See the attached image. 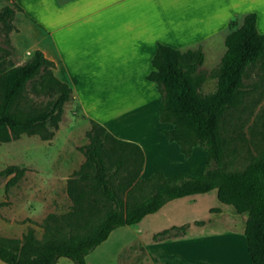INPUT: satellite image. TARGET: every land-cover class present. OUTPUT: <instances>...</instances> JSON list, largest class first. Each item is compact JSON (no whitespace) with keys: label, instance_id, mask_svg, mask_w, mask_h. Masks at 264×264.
I'll return each instance as SVG.
<instances>
[{"label":"trees","instance_id":"1","mask_svg":"<svg viewBox=\"0 0 264 264\" xmlns=\"http://www.w3.org/2000/svg\"><path fill=\"white\" fill-rule=\"evenodd\" d=\"M10 1L11 6L0 8V25H7L14 10H19ZM254 22L253 12L243 15L239 24L229 20L224 51L208 72L200 69L203 56L198 47L178 50L157 43L150 58L151 70L144 78L158 94L157 121L171 125L159 131L183 158L193 148H202L204 161L196 175L163 176L154 170L140 177L143 156L139 147L116 139L89 119L84 132L87 143L77 148L83 161L65 181L69 211L46 214L38 239L30 228L18 238L0 236V262L55 264L58 258H66L84 264V256L114 228L136 224L167 201L215 190L218 202L245 214L242 234L248 258L252 264H264V145L241 168H228L221 134L224 113L240 103L246 70L257 66L264 73V35L256 31ZM52 68V62L36 49L23 63L0 68V142L31 134L47 120L56 122L71 90L51 74ZM35 78L40 91L54 95L46 110L22 114L18 99L24 85ZM207 79L214 81V87L205 93L201 86ZM23 171L16 165L0 169V180L6 178L4 188L12 186ZM189 225L171 226L159 238L183 236Z\"/></svg>","mask_w":264,"mask_h":264},{"label":"crops","instance_id":"2","mask_svg":"<svg viewBox=\"0 0 264 264\" xmlns=\"http://www.w3.org/2000/svg\"><path fill=\"white\" fill-rule=\"evenodd\" d=\"M14 3L23 20L41 34L44 42L35 41L32 47L52 62L55 78L70 88L76 110L85 118L84 128L91 119L116 139L139 147L143 156L140 177L154 170L163 176L188 173L190 167L186 162L197 148L183 158L177 146L167 142L159 131L168 130L171 125L157 121L158 94L153 83L144 78L151 70L150 58L156 44L178 50L198 47L201 52L203 47L220 44L222 47L229 20L235 19L239 24L249 12L255 14L256 31L264 35V0H14ZM198 156L200 164L201 158L204 160L201 151ZM56 157H51L46 165H35L32 170L24 168L21 181L35 179L39 185L65 196V181L72 162L66 156ZM76 159L78 167L83 156L80 154ZM193 196L167 201L158 210ZM43 202L37 200L34 207L41 208ZM218 203L221 206L214 210L215 216L208 225L217 219L219 230L208 228L206 233H195L188 243L186 232L177 238L179 244H190L188 261L252 264L242 234L246 216ZM236 215L242 218L240 228L235 229ZM195 218L190 216L185 222ZM174 223L178 222H169Z\"/></svg>","mask_w":264,"mask_h":264},{"label":"rangeland","instance_id":"3","mask_svg":"<svg viewBox=\"0 0 264 264\" xmlns=\"http://www.w3.org/2000/svg\"><path fill=\"white\" fill-rule=\"evenodd\" d=\"M7 5L11 6L10 0H0V8ZM35 41L44 42L41 34L14 10L8 24L0 25V68L23 63L35 49L32 47ZM223 49L221 44L219 47H203L200 69L206 72L213 69ZM50 72L54 76L53 68ZM242 84L240 103L226 110L221 121L223 154L228 168H241L248 158L264 145V73L257 66L250 67L246 70ZM38 87L37 78L24 85L17 102L20 113L47 109L54 92H43ZM213 87L214 81L207 79L202 84L201 91L210 92ZM84 123L85 118L77 112L71 94V98L62 104L55 123L47 120L42 128L35 129L31 134L23 133L8 142H0V169L7 165H16L32 170L35 165L48 164L51 157L57 155L66 156L71 160L69 176L78 169L76 156L81 153L77 148L87 143L84 132L89 128V123L87 122L86 129ZM195 149L194 156L186 162L190 167V175H196L204 161L201 158L199 164L200 151L204 157L202 148ZM191 165L194 167L191 168ZM5 180L6 178L0 180V236L18 238L30 228L33 236L38 239L42 234L41 223L46 214L60 215L70 209L71 203L66 195L59 196V193L52 189L39 185L35 179L30 178L22 182L20 176L6 189ZM37 200H43L44 206L35 208ZM191 200L194 201L193 204ZM219 206L221 204L217 202L214 190L194 195L192 199L182 198L172 202L161 210L144 216L136 225L120 226L111 230L104 241L84 256V264H190L191 261L186 257H191L190 244H179V237L159 238V233L171 226L189 223L185 231L188 233L185 243H188L195 233H206L208 228L219 230L221 226H217V219L208 225L215 216L214 210ZM190 216H196L192 221L200 220L203 223L194 226L192 221L185 222V218ZM242 216H235V229L240 228ZM169 222L178 223L171 225ZM55 264L73 263L66 258H58Z\"/></svg>","mask_w":264,"mask_h":264}]
</instances>
